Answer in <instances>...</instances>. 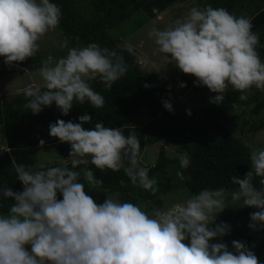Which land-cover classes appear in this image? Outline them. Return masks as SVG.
<instances>
[{
    "label": "clouds",
    "instance_id": "1",
    "mask_svg": "<svg viewBox=\"0 0 264 264\" xmlns=\"http://www.w3.org/2000/svg\"><path fill=\"white\" fill-rule=\"evenodd\" d=\"M61 16V7L52 0H0L3 62L20 63L34 57L39 42L59 26ZM253 27L251 17L208 4L191 7L171 26L153 27L148 35L159 52L170 58L169 63L195 77L194 86L217 94L210 103L221 104L229 87L240 93L241 101L248 99L253 87L264 91V59L257 51L260 36ZM60 47L67 48V54L59 58L49 54L41 61L38 71L43 89L28 84L24 107L38 114L54 102L63 116L69 115L74 103L87 101L92 108H102L105 99L90 82L99 78L105 89H111L127 73L124 57L97 43L69 48L65 40ZM24 67L14 73H28ZM162 106L173 112L169 101ZM92 119L83 114L78 123L57 119L49 124V135L70 145V166L62 158L58 165H41L36 171L16 165L23 190L0 187V195L12 201L7 213H0V264H260L245 242L233 240L231 250L224 242L210 243L230 232V225L216 223L217 215L229 206L224 188H205L175 212L154 209L150 214L138 204L107 197L97 203L81 182L83 177L94 189L103 184L89 165L101 171L123 168L134 187L153 194L158 182L150 176L149 167L140 166L141 145L135 132L125 135L121 127H106L102 121L84 128ZM250 161L243 179L231 178L238 186L231 200H243L244 206L258 209L250 213L248 227L261 230L264 149L253 150ZM190 162L187 152H181L180 168L187 169ZM177 176L188 179L183 172ZM256 177L262 178L259 188ZM119 183L125 186L124 180Z\"/></svg>",
    "mask_w": 264,
    "mask_h": 264
},
{
    "label": "trees",
    "instance_id": "2",
    "mask_svg": "<svg viewBox=\"0 0 264 264\" xmlns=\"http://www.w3.org/2000/svg\"><path fill=\"white\" fill-rule=\"evenodd\" d=\"M177 1L90 0L94 16L86 19L75 11V0H52L61 7L62 16L58 28L70 44L87 46L89 43H97L101 47L115 50L124 57L127 73L116 81L111 89H105L99 78L91 81L92 88L104 97V106L95 109L87 101L84 104L74 103L67 116L61 114L54 102L52 106L45 107L40 113L33 114L30 109L24 107L28 102L24 93L7 98L0 97V125L4 127L6 147L13 151L28 149L36 147L39 139H45L47 143L57 142L59 149L61 151L65 149L64 154H67L70 145L51 137L49 124L57 119L78 123L80 115L88 114L93 119L90 123L83 125L86 129L102 121L106 127H121L125 135L135 132L140 139L141 149L158 141L162 143L154 167L149 169L150 176H154L158 182V190L154 194L140 187H134L123 168L113 172L109 169L101 171L92 165L88 166L95 176L103 181L100 189L109 194L116 193L121 202L144 203L148 204L147 207L151 210L159 209L161 200L157 196L174 189L170 182L171 177L165 171L170 164L177 165L178 172H183L188 177L185 180L179 178L180 183L193 195L205 188H224L226 193L237 189L238 186L232 183L231 178L233 176L244 178L245 173L251 168V152L224 125L223 121L229 119L230 111L238 101L240 93L229 87L224 93L225 99L221 104L183 110L170 101L168 93L172 88L165 81L155 82L150 75L138 67L135 50L132 49L129 52L128 48L119 46L114 39L105 34L107 29L120 27V24L138 10H144L153 17ZM252 8L250 17L254 25L253 31L259 35L263 34L264 0H254ZM141 20L139 19L137 23ZM262 42H264L263 39ZM37 58L34 56L21 63L31 67ZM5 73L3 69L0 70V74ZM194 81L195 77L183 75L179 78V85L184 83L186 86L183 88L179 86V88L187 90L192 87ZM145 84L148 85L147 88L144 87ZM203 88L204 86H195L194 90ZM165 100L172 104V113L162 106ZM141 108L146 109L148 113L145 122L139 124L137 113ZM188 112L190 115L187 114ZM168 145H187V155L191 161L187 169L180 168L179 159L165 156L164 146ZM56 165L58 163L47 167ZM15 166L9 153L6 151L0 153V187L7 185L14 192L23 190V185L17 179ZM39 169L36 168L33 171ZM260 179L262 178L254 179L258 188ZM120 180H124L125 186H121ZM81 182L87 184L83 177ZM58 199H62L59 194ZM11 203V199H5L0 195V213H7ZM256 211L258 209L245 206L227 209L218 214L216 223L223 222L230 225V232L223 238L218 237L210 243L224 242L231 250L233 240L245 242L258 257L260 264H264V229L252 230L248 227L250 213Z\"/></svg>",
    "mask_w": 264,
    "mask_h": 264
},
{
    "label": "rangeland",
    "instance_id": "3",
    "mask_svg": "<svg viewBox=\"0 0 264 264\" xmlns=\"http://www.w3.org/2000/svg\"><path fill=\"white\" fill-rule=\"evenodd\" d=\"M254 0H182V6H178L174 9L173 15L176 13H182L179 18L184 17L188 10L193 6L203 7L205 5H212L213 7H224L229 12L240 16L245 15L250 17L252 15V4ZM183 9H180V8ZM75 11L83 18L90 19L94 16V10L90 4V0H75ZM168 14V13H166ZM170 16V14H169ZM142 19L139 23L137 21ZM154 18H151L144 10H138L131 17L120 24V27H114L113 29H107L105 34L114 39L117 44L124 48L135 50V60L138 67L150 75L155 82L165 81L171 88V92L168 93L170 101L177 104V106L183 110L207 108L213 105L210 103V99L217 95L210 92L207 87L200 90H194V84L187 90L179 88V78L183 74L172 63H169L168 57L165 54L160 53L157 45L154 43V39L150 38L148 33L153 28L163 29L167 26H171L173 23L163 22L160 23ZM160 19V18H158ZM164 19V18H163ZM162 19V20H163ZM136 20V21H135ZM161 20V21H162ZM260 41L257 51L260 53L262 59H264V33L260 34ZM68 41V47H82L79 44H70V41L63 35V33L57 27L54 31L47 33L39 42L40 49L36 53L35 57L38 58L34 61L32 66L24 64L28 70V73L20 72L14 74H0V81H3V86H10L15 82L24 81L28 82V78L36 84L37 87H43V80L39 76V68L41 67V61L46 59L49 54L54 58L63 57L67 54V48H61L60 45L65 41ZM3 57H0V70H2ZM23 65L21 62L17 63ZM23 65V66H24ZM193 77L191 75H185ZM23 82V83H24ZM29 85L17 88L16 94L22 89L28 88ZM35 87V86H31ZM12 93V91H9ZM2 94V96L11 95ZM147 110L141 108L137 113V123L142 124L147 117ZM145 114V117L143 115ZM142 122V123H140ZM224 125L230 129L235 137L245 145L250 152L256 149H264V91H260L256 88H252L248 92V99L238 101L233 105L230 111L229 119L223 121ZM161 142H155L150 145H146L140 150L139 159L140 166L152 168L158 154V150L161 146ZM6 142L4 135V127L0 125V153L5 150ZM8 151V152H7ZM9 155H12L15 165H25L32 167V170L40 168L41 165L47 167L49 165L60 163L61 158L67 159L68 162L71 158L69 152L67 154L61 151L56 143H49L43 146H36L28 149L7 150ZM67 151V149H66ZM165 156L168 158L179 159L181 152H187L186 146L168 145L164 147ZM67 155V156H66ZM166 173L171 177L170 182L173 185V190L166 193H161L157 196L161 200V211L175 212L179 205L183 204L191 195L188 190L182 186L180 179L177 176L178 168L175 164H170L165 168ZM154 177V176H152ZM85 191L88 195L92 196L97 203H103L105 198H111L121 202L116 193H106L102 189H94L88 184H85ZM226 203L229 205L227 209H237L245 207L243 200L233 202L231 200V193H226ZM145 211L152 213L153 210L148 208V204L137 203ZM224 210V211H225ZM223 211V212H224ZM220 214V213H219ZM29 251H30V246Z\"/></svg>",
    "mask_w": 264,
    "mask_h": 264
},
{
    "label": "crops",
    "instance_id": "4",
    "mask_svg": "<svg viewBox=\"0 0 264 264\" xmlns=\"http://www.w3.org/2000/svg\"><path fill=\"white\" fill-rule=\"evenodd\" d=\"M182 4V0H178L177 2H175V3H173V4H171L170 6H168L167 8H165L163 11H161V12H159V13H156L153 17L151 16V18H154L156 21H158V22H160V23H163V22H168V23H173L178 17H179V15L182 13V11L178 14V13H176V14H174L173 15V11H174V9L175 8H177L178 6H182L181 5ZM180 9H183L182 7L180 8ZM166 13H168V14H166ZM169 14H170V16H169ZM158 18H160V19H158ZM164 18V19H163ZM153 19V20H154ZM163 19V20H162ZM162 20V21H161ZM18 73H20V72H18ZM9 74V73H8ZM24 81H19L18 83L17 82H15L14 84H11L10 86H3V81H0V97H5V98H7V97H11V96H14V95H16V92H15V90L17 89V88H20V87H23V86H27L28 84H32L31 86H35V87H37L36 86V84L31 80V78L29 77L28 78V82H24ZM23 90H25V89H22L20 92H23ZM9 91H12V93L11 92H9ZM4 93H6V94H9V93H11V95H7V96H2V94H4ZM23 93H25V92H23ZM20 94H22V93H20ZM54 143H56V142H54ZM58 144V143H57ZM5 150L7 151V150H9V148L8 147H6L5 146ZM8 152V151H7ZM10 156H12V155H10ZM67 156V155H66ZM13 158V157H12ZM13 161H14V159H13Z\"/></svg>",
    "mask_w": 264,
    "mask_h": 264
},
{
    "label": "built area",
    "instance_id": "5",
    "mask_svg": "<svg viewBox=\"0 0 264 264\" xmlns=\"http://www.w3.org/2000/svg\"><path fill=\"white\" fill-rule=\"evenodd\" d=\"M3 69H4L5 71H7V72H10V73H14V72L21 71V70H26L24 66L19 65V64H17L16 62H13L12 64H5V63L3 62ZM41 140L44 141V144H43V145H45V144L47 143L46 140H44V139H39V140H38V145H39V146H42V145L40 144V141H41Z\"/></svg>",
    "mask_w": 264,
    "mask_h": 264
}]
</instances>
